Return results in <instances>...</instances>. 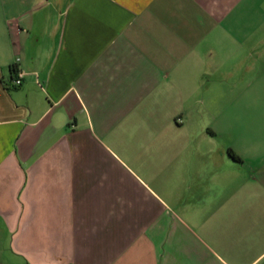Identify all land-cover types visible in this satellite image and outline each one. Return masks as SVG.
<instances>
[{"label":"crops","instance_id":"obj_1","mask_svg":"<svg viewBox=\"0 0 264 264\" xmlns=\"http://www.w3.org/2000/svg\"><path fill=\"white\" fill-rule=\"evenodd\" d=\"M0 264H264V0H0Z\"/></svg>","mask_w":264,"mask_h":264},{"label":"rangeland","instance_id":"obj_2","mask_svg":"<svg viewBox=\"0 0 264 264\" xmlns=\"http://www.w3.org/2000/svg\"><path fill=\"white\" fill-rule=\"evenodd\" d=\"M216 111L215 115L217 117L216 122L218 124H223L224 122V96L222 95L221 97L217 98V104H216Z\"/></svg>","mask_w":264,"mask_h":264},{"label":"built area","instance_id":"obj_3","mask_svg":"<svg viewBox=\"0 0 264 264\" xmlns=\"http://www.w3.org/2000/svg\"><path fill=\"white\" fill-rule=\"evenodd\" d=\"M23 77L24 74L22 72H19L17 74V77L12 81L13 85L15 87H20L23 84Z\"/></svg>","mask_w":264,"mask_h":264},{"label":"trees","instance_id":"obj_4","mask_svg":"<svg viewBox=\"0 0 264 264\" xmlns=\"http://www.w3.org/2000/svg\"><path fill=\"white\" fill-rule=\"evenodd\" d=\"M230 155L233 157V158H237V156L235 155V153L233 151H229Z\"/></svg>","mask_w":264,"mask_h":264}]
</instances>
